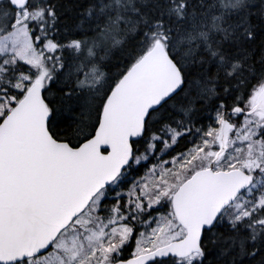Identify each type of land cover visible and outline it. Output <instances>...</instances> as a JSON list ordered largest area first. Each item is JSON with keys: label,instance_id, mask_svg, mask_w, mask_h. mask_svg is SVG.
<instances>
[{"label": "snow or ice", "instance_id": "snow-or-ice-1", "mask_svg": "<svg viewBox=\"0 0 264 264\" xmlns=\"http://www.w3.org/2000/svg\"><path fill=\"white\" fill-rule=\"evenodd\" d=\"M0 264H264V0H0Z\"/></svg>", "mask_w": 264, "mask_h": 264}]
</instances>
